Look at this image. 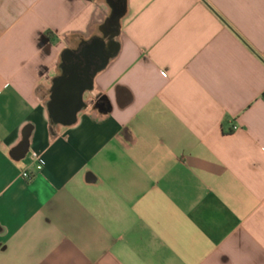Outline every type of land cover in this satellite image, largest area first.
<instances>
[{
  "label": "crops",
  "instance_id": "1",
  "mask_svg": "<svg viewBox=\"0 0 264 264\" xmlns=\"http://www.w3.org/2000/svg\"><path fill=\"white\" fill-rule=\"evenodd\" d=\"M0 264H264V0H0Z\"/></svg>",
  "mask_w": 264,
  "mask_h": 264
},
{
  "label": "water",
  "instance_id": "2",
  "mask_svg": "<svg viewBox=\"0 0 264 264\" xmlns=\"http://www.w3.org/2000/svg\"><path fill=\"white\" fill-rule=\"evenodd\" d=\"M121 16H122V11L120 9H116L114 11V13H113L112 19H113L114 22L117 23L119 21V19H120ZM66 87L68 89H71V90L73 89L72 92H71V98L72 99L70 98L73 101L74 100V97L76 96L75 88L78 87V86L75 85V83H72V84L69 83ZM64 88H65L64 86H62L61 84H59L58 89L55 92V98L57 100L56 102H60V101H62L65 98V95L66 94L64 92ZM68 95H70V94H68ZM71 100L68 102L69 103V106H71V104L74 103V101L72 102ZM61 112H64L63 109H61L59 107L56 108V106L54 105V107H53V118H54V120L61 121V122H64V123H70V121L73 118L70 115L62 116L60 114ZM65 112H67V111H65Z\"/></svg>",
  "mask_w": 264,
  "mask_h": 264
},
{
  "label": "flooded vegetation",
  "instance_id": "3",
  "mask_svg": "<svg viewBox=\"0 0 264 264\" xmlns=\"http://www.w3.org/2000/svg\"><path fill=\"white\" fill-rule=\"evenodd\" d=\"M105 29H106V32H107L108 34L112 35V34H114V33L117 32V23L114 22L112 18H110V20H108L107 23H106ZM89 49H91V51H95V53H96L97 55H99V56L101 55L100 57H102V58L104 57V54L101 53V51H99L98 46H97V43L95 42V43L91 46V48H85V49L83 50L82 55L85 56V58H87L88 55H89V52H91V51H89ZM102 104H103L104 106L107 105V102H106V99H105V98L102 99Z\"/></svg>",
  "mask_w": 264,
  "mask_h": 264
},
{
  "label": "built area",
  "instance_id": "4",
  "mask_svg": "<svg viewBox=\"0 0 264 264\" xmlns=\"http://www.w3.org/2000/svg\"><path fill=\"white\" fill-rule=\"evenodd\" d=\"M234 129H236L235 127H233ZM31 158L35 163V169L37 172H40L43 168V162L41 159V155L37 152H32L31 153ZM22 177L26 180H31L32 179V175L29 174L28 172H24L22 173Z\"/></svg>",
  "mask_w": 264,
  "mask_h": 264
}]
</instances>
